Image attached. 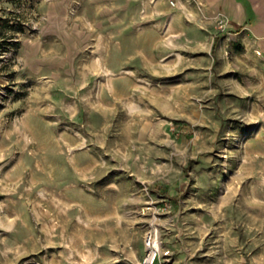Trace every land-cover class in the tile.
Segmentation results:
<instances>
[{
    "label": "rangeland",
    "instance_id": "obj_1",
    "mask_svg": "<svg viewBox=\"0 0 264 264\" xmlns=\"http://www.w3.org/2000/svg\"><path fill=\"white\" fill-rule=\"evenodd\" d=\"M102 5L0 0V264H140L152 233L172 264L196 230L202 264H264L255 53L217 15L219 55L163 26L135 60Z\"/></svg>",
    "mask_w": 264,
    "mask_h": 264
},
{
    "label": "crops",
    "instance_id": "obj_2",
    "mask_svg": "<svg viewBox=\"0 0 264 264\" xmlns=\"http://www.w3.org/2000/svg\"><path fill=\"white\" fill-rule=\"evenodd\" d=\"M101 2L104 5L101 8L103 22L109 19L104 17L107 9H111L115 14V19L111 22L116 24L117 30L122 34L119 41L122 45L119 46H123V51L120 53L128 54L131 48L135 60H154V47L152 49L154 34L151 33V29L163 26L174 31L182 39L195 42L198 50L210 51L214 48L219 55L221 47L228 46V36L220 34L216 27L215 17L223 15L228 20L227 28L231 35L241 37L247 51L252 50L255 53L256 60L264 70V0H202L206 18H202L195 7L189 8V11L198 18L196 23L185 18L182 13V10H185L181 6L171 7L169 0H101ZM1 30L2 26L0 32ZM126 30L141 32L128 38L125 35ZM195 233V237H186L185 240H176V243H172L170 248L172 264L203 263L204 248L201 244L203 234L198 230Z\"/></svg>",
    "mask_w": 264,
    "mask_h": 264
},
{
    "label": "built area",
    "instance_id": "obj_3",
    "mask_svg": "<svg viewBox=\"0 0 264 264\" xmlns=\"http://www.w3.org/2000/svg\"><path fill=\"white\" fill-rule=\"evenodd\" d=\"M169 4L173 8L182 7L188 15L192 14L189 11L190 7H195L198 12H204V5L202 0H169ZM219 24L221 28H224L226 25L225 19H220ZM148 252L144 259L140 262V264H157L160 258L164 255L169 257L170 251L167 250L165 252L162 251L160 247V242L158 236L156 234H150L147 240Z\"/></svg>",
    "mask_w": 264,
    "mask_h": 264
},
{
    "label": "bare ground",
    "instance_id": "obj_4",
    "mask_svg": "<svg viewBox=\"0 0 264 264\" xmlns=\"http://www.w3.org/2000/svg\"><path fill=\"white\" fill-rule=\"evenodd\" d=\"M27 128V127H26Z\"/></svg>",
    "mask_w": 264,
    "mask_h": 264
}]
</instances>
